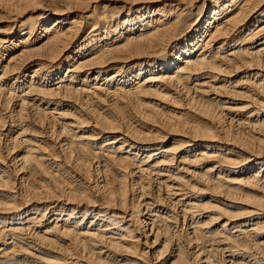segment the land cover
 Masks as SVG:
<instances>
[{
	"label": "bare ground",
	"instance_id": "1",
	"mask_svg": "<svg viewBox=\"0 0 264 264\" xmlns=\"http://www.w3.org/2000/svg\"><path fill=\"white\" fill-rule=\"evenodd\" d=\"M0 264H264V0H0Z\"/></svg>",
	"mask_w": 264,
	"mask_h": 264
}]
</instances>
